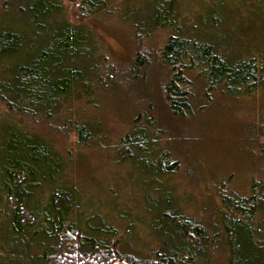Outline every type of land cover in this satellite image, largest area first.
Here are the masks:
<instances>
[{
	"label": "trees",
	"instance_id": "trees-1",
	"mask_svg": "<svg viewBox=\"0 0 264 264\" xmlns=\"http://www.w3.org/2000/svg\"><path fill=\"white\" fill-rule=\"evenodd\" d=\"M181 3L81 0L79 22H71L62 0H0L3 263L17 258L30 263L28 252L38 246L45 249L37 262L45 264H214L217 254L223 264H264V177L252 180L248 195L220 193L207 225L189 216L162 181L179 170V162L151 111L135 106L113 147V163L148 176L142 186L151 192L136 208L151 218L154 249L124 252L111 210L103 215L102 206L69 177L73 159L61 141L73 134L74 146L104 150L98 146L106 128L97 111L102 102L114 106L116 96L135 93L140 83L161 89L171 118L195 114L204 108L200 102L215 94L239 99L259 92L264 136V53L234 58L212 38L206 26H220L223 1L202 4L204 12L195 14L193 23L178 12ZM114 16L129 26L136 46L129 69L107 62L105 45L90 28L91 20ZM39 126H47L48 133ZM16 246L28 253L25 259L10 255Z\"/></svg>",
	"mask_w": 264,
	"mask_h": 264
},
{
	"label": "rangeland",
	"instance_id": "rangeland-1",
	"mask_svg": "<svg viewBox=\"0 0 264 264\" xmlns=\"http://www.w3.org/2000/svg\"><path fill=\"white\" fill-rule=\"evenodd\" d=\"M221 1L225 4V11L219 13L222 19L220 26H206L216 43L238 59L257 57L264 53V0ZM62 2L68 19L79 22L81 0ZM209 2L192 0L191 3L183 0L178 12L193 23L194 15L204 12L202 4ZM90 24V28L105 45L107 62L114 68L129 69L127 65L132 62L136 50L129 26L115 16L110 20L100 17L91 20ZM144 85L137 84L136 92L131 93L130 90L129 96L123 93L116 96L114 106L102 102L97 114L107 134V137L102 138L101 146H98H104L105 149H101L103 151L74 146L73 134L69 140L61 141L73 159L69 177L72 180L74 178L81 190L86 192L87 198L102 206L103 215H108L106 209L111 210L110 216L121 231L122 250L141 255L157 246L149 227L151 218H146L136 208L142 195L146 191L151 192L150 186H142V180L148 179V176L145 174L141 178L126 166H114L113 163V147L119 141V135L128 129L130 119L136 114L135 106L140 112L151 111V115L162 124L164 140H170L168 143L173 159L179 162V170L162 180L171 185L169 190L172 191L174 204L180 205L185 213L203 224L207 225L211 219V207L220 203V193L234 191L248 195L252 180L264 177V154L261 152L264 136L259 134L263 96L259 92L239 99H224L215 94L213 100L201 101L200 105L204 108L198 109L195 114L171 118L165 110L166 102L161 89L151 87L150 83L146 88H143ZM149 105L153 108L149 109ZM47 126H39V130L47 134ZM58 137L62 138L60 135ZM141 221L145 223L144 227ZM134 223L136 227H130ZM22 249L16 246L10 255H22ZM44 249L33 247L28 255L25 254L32 262L26 264H45L41 260L37 262V255ZM4 251L0 246V254ZM25 255L22 258L25 259ZM17 259L6 264H20ZM214 259V264H223V256L217 254ZM1 260L0 257V264H5Z\"/></svg>",
	"mask_w": 264,
	"mask_h": 264
}]
</instances>
